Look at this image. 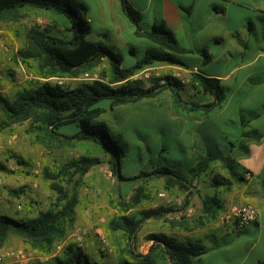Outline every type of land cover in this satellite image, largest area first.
Wrapping results in <instances>:
<instances>
[{"label": "trees", "instance_id": "trees-1", "mask_svg": "<svg viewBox=\"0 0 264 264\" xmlns=\"http://www.w3.org/2000/svg\"><path fill=\"white\" fill-rule=\"evenodd\" d=\"M122 6L136 28V36L153 45L145 51L141 60L130 67L123 66L121 54L100 42L89 40V7L82 1L0 0V29L3 24L18 23L26 18L25 11L28 9H45L53 10L55 15L63 14L69 23L66 30L71 33L65 39L52 34L48 27L35 25L28 30L26 44L18 49L14 59L40 80L24 85L13 98L0 93V133L15 125L27 123L28 133L33 136L34 142L47 150L73 147L84 141L100 145L107 154V163L114 176L122 181L141 184L129 201H112L118 214L109 221L106 231L110 236L120 233L123 239L117 245L119 260L115 264H193L197 257L205 253V247L201 243L185 245L174 235L162 232L146 236V241H153V244L146 254L137 253L133 246L138 242L140 225L156 218L164 219L171 230L191 231L215 223L223 214L219 194L207 196L203 200L202 214L192 219L186 216L167 219L168 214L176 212L172 206H159L133 214L131 210L142 204V200L148 196L142 183L163 178L166 190L178 189L187 194L185 205H188L189 194L196 192L195 181L214 174L215 187H222L224 192H230L235 181L242 182L246 175L252 173L242 169L232 153L211 151L200 154L196 164L190 167L188 176L162 164L134 175L127 176L123 173L126 149L122 134L111 129L109 120L104 116L120 106L141 104L146 99L155 100L166 90L171 94L174 114L189 117L209 115L226 102L228 91L220 79L200 72L201 66L211 59L206 50L202 51V61H189L186 56L193 54V51L183 48L167 26L158 24L149 30L142 29L141 14L128 0H122ZM157 64L180 66L186 70L198 68L199 71L190 72L188 84L172 75L162 79L155 78L148 87L133 79L145 68ZM98 68H101L99 80L73 89H66L48 80L79 77L85 73H93ZM191 90L194 91L193 94L189 93ZM184 92L191 99L186 100ZM198 96H201L200 99L195 100ZM64 127H68L67 133L60 131ZM101 163H104L101 158L87 154L55 169L45 166L43 178L56 194L52 205L48 210L40 211L36 217L24 221L0 214V250L10 238L18 237L39 255H52L56 243L76 223L78 191L84 184V177L92 167ZM217 164L228 177L215 174L213 166ZM0 170L8 171L2 164ZM55 264L96 263L90 262L81 249L69 247L56 257Z\"/></svg>", "mask_w": 264, "mask_h": 264}, {"label": "rangeland", "instance_id": "rangeland-1", "mask_svg": "<svg viewBox=\"0 0 264 264\" xmlns=\"http://www.w3.org/2000/svg\"><path fill=\"white\" fill-rule=\"evenodd\" d=\"M25 12L26 18L18 23L3 24L0 29V75L2 76L0 93L10 98L15 97L24 85L40 80L14 59V54L26 44L28 30L38 25L50 28L52 34L61 38L66 39L71 36V33L66 30L69 23L63 14L55 15L53 10L45 9H28ZM56 25L60 29H57ZM123 27L124 31L116 35L108 31L102 32L98 26H92L89 39L100 42L115 53L121 54L123 65L130 67L141 60L145 51L153 45L148 40L134 35L132 24L124 23ZM202 70L206 74L209 72V70ZM100 71L101 68H98L93 73H97L100 78ZM147 73L149 78L146 77ZM147 73H142L137 80L145 87H148L153 79H162L167 75H172L186 84L190 79V72H185L180 66L168 64L152 66ZM65 78L66 81L62 87L66 89L94 82L85 80L83 75ZM41 81L46 80L41 79ZM49 81L57 84L56 80ZM189 93L193 94L194 91L191 90ZM183 96L186 100L191 99L187 92H184ZM200 97H196L195 100H199ZM255 103V107H244L238 104V101L232 104L226 100L221 107L209 115H202L203 124L200 126L196 127L195 121L187 119L183 126L176 127L164 118L178 117L173 113L171 94L166 90L155 100L146 99L141 104L120 106L104 117L109 120L111 129L118 130L122 134L126 149L122 166L125 175H134L141 170L150 171L158 164H162L174 168L183 176H188L190 167L196 164L200 154H204L201 146L205 150L210 148L215 152L219 149L225 152L232 147V144H235L236 148L240 147L244 134L249 131L244 124L255 118L252 110L259 108L261 101L257 99ZM261 128H264V123ZM60 131L67 133L69 130L68 127H64ZM87 154L101 158L104 163L92 167L84 177V184L78 191L76 223L68 229L66 236L56 243L53 254L47 259L18 237L10 238L0 251L24 250L33 257L30 264H55L56 257L69 247H73L81 249L92 263L115 264L118 262L117 245L123 242V239L120 233L110 236L106 231L109 221L118 214L112 201H129L141 184L122 181L114 176L107 163V154L94 142L84 141L73 147L47 150L34 142L33 136L28 133L27 123L2 131L0 133V164L4 165L8 171L0 170V214L24 221L36 217L40 211L48 210L56 194L43 178L44 167L50 166L55 169ZM213 171L215 174L225 173L219 165H214ZM211 175L213 174L206 176V179L209 180ZM142 185L147 189L148 196L142 200V204L131 210L133 214L159 206H172L176 212L168 216L179 217L185 216L187 206V208H199L201 204L200 199L194 197L195 194H189L193 197L190 204L185 205L187 194L178 189L166 190L163 178L143 182ZM203 189L206 188L203 187ZM165 228L166 225L162 219L152 218L144 221L140 225L137 234L138 242L133 249L137 253L144 254L148 246L146 236L160 233ZM80 231L85 233L83 246H79L76 241V234ZM101 236L107 239L112 252L101 251ZM177 240L185 245L189 244L181 239Z\"/></svg>", "mask_w": 264, "mask_h": 264}, {"label": "crops", "instance_id": "crops-1", "mask_svg": "<svg viewBox=\"0 0 264 264\" xmlns=\"http://www.w3.org/2000/svg\"><path fill=\"white\" fill-rule=\"evenodd\" d=\"M80 1L89 7L91 27L98 26L102 32L119 35L124 31V23L134 26L123 10L122 0ZM128 1L141 14L142 29L149 30L158 24L167 26L183 48L193 51V54L186 56L189 61H202V51L206 50L211 59L201 66L200 72L221 80L228 91L227 100L230 103L238 101L244 107H255V101H261L260 107L252 110L255 118L244 124L249 131L244 134L239 148L232 144L225 152L219 148L215 152L210 148L205 150L200 144L204 152L232 153L241 168L252 175H246L242 182L235 181L230 192L215 187L214 174L209 180L203 177L195 181L196 196L193 194L201 201L199 208H185L186 217L196 218L202 214L203 200L219 194L218 198L223 204L222 213L233 205L251 203L258 208V220L236 233L220 227L217 222L191 231L171 230L162 219L166 225L162 233L174 235L184 242L201 243L206 251L193 264H264V128H261L264 123V0ZM135 31L134 26V35ZM125 42L128 41L125 39ZM202 69L209 72L206 74ZM184 71L199 70L193 68ZM177 116L164 118L176 127L184 125L187 119L195 121L196 127L203 124L202 115ZM221 175L228 177L225 173ZM193 195L189 196L188 204ZM168 215L167 219H180L182 216ZM147 242L144 254L153 244V241Z\"/></svg>", "mask_w": 264, "mask_h": 264}, {"label": "built area", "instance_id": "built-area-1", "mask_svg": "<svg viewBox=\"0 0 264 264\" xmlns=\"http://www.w3.org/2000/svg\"><path fill=\"white\" fill-rule=\"evenodd\" d=\"M151 70V67L145 68L138 74H136L133 79L138 80L142 73H147ZM146 77L149 78V73L146 74ZM85 80L96 81L99 80L97 73H85L83 74ZM2 76L0 75V81ZM48 80H56V83L60 86L64 85L66 78H50ZM248 177L251 175L248 174ZM258 208L251 203H245L240 205H233L228 208L218 219L217 223L220 227L232 229L234 232L239 233L245 228L255 223L258 220ZM76 241L79 246L84 245L85 233L78 232L76 234ZM101 251L103 253H110L112 249L109 242L104 236H101ZM48 259V257H45ZM33 257L31 254L27 253L24 250L18 251H0V264H30Z\"/></svg>", "mask_w": 264, "mask_h": 264}]
</instances>
